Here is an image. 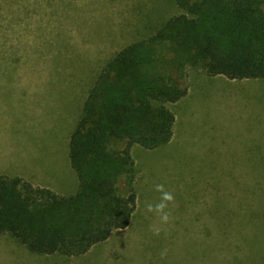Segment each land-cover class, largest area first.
<instances>
[{"label": "rangeland", "instance_id": "374dc122", "mask_svg": "<svg viewBox=\"0 0 264 264\" xmlns=\"http://www.w3.org/2000/svg\"><path fill=\"white\" fill-rule=\"evenodd\" d=\"M182 12L173 0H0V174L76 192L70 138L95 77ZM174 70L188 93L169 105L168 144L132 147L130 225L72 257L32 252L4 234L0 264H264V79ZM157 184L175 198L167 224L145 207L160 202ZM119 190L129 192L125 179Z\"/></svg>", "mask_w": 264, "mask_h": 264}, {"label": "trees", "instance_id": "16d2710c", "mask_svg": "<svg viewBox=\"0 0 264 264\" xmlns=\"http://www.w3.org/2000/svg\"><path fill=\"white\" fill-rule=\"evenodd\" d=\"M173 1L181 14L124 46L95 77L70 138L77 191L61 195L0 174V236L9 234L39 254H87L133 219V145L156 149L173 138L176 116L169 105L188 93L174 69L264 79V0ZM121 179L126 195L119 190Z\"/></svg>", "mask_w": 264, "mask_h": 264}, {"label": "clouds", "instance_id": "9594fccd", "mask_svg": "<svg viewBox=\"0 0 264 264\" xmlns=\"http://www.w3.org/2000/svg\"><path fill=\"white\" fill-rule=\"evenodd\" d=\"M155 190L161 194L160 202L156 204L145 203L146 210L148 212H154L159 217L160 221L164 224H167L170 221V212L167 211L169 205L174 203V195L172 192L165 189L163 184L155 185ZM150 230L154 232L155 235L160 234L159 228H154L150 226ZM167 255V249L161 252V257H165Z\"/></svg>", "mask_w": 264, "mask_h": 264}, {"label": "crops", "instance_id": "0c3cea01", "mask_svg": "<svg viewBox=\"0 0 264 264\" xmlns=\"http://www.w3.org/2000/svg\"><path fill=\"white\" fill-rule=\"evenodd\" d=\"M39 186V185H38Z\"/></svg>", "mask_w": 264, "mask_h": 264}]
</instances>
